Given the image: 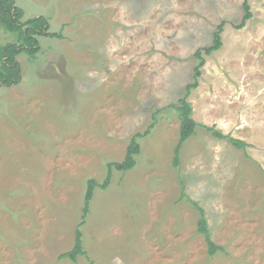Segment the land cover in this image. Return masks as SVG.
<instances>
[{"label": "rangeland", "instance_id": "obj_1", "mask_svg": "<svg viewBox=\"0 0 264 264\" xmlns=\"http://www.w3.org/2000/svg\"><path fill=\"white\" fill-rule=\"evenodd\" d=\"M15 2L22 22L46 17L63 37H40L35 59L18 57L22 81L0 89V264H264V0H249L241 29L245 0ZM222 23L223 47L189 97L199 127L177 169L171 105ZM15 40L0 27V47ZM138 134L137 165L108 179ZM90 179L106 188L81 228L86 254L60 260ZM188 199L222 247L212 257Z\"/></svg>", "mask_w": 264, "mask_h": 264}, {"label": "trees", "instance_id": "obj_2", "mask_svg": "<svg viewBox=\"0 0 264 264\" xmlns=\"http://www.w3.org/2000/svg\"><path fill=\"white\" fill-rule=\"evenodd\" d=\"M243 7L245 15L238 27L239 29L245 27L247 22L252 19L253 16L249 0H245ZM23 16V10L16 5L15 0H0V27L7 33L12 34L16 39L15 42L0 47V89L19 84L22 81V67L18 61V57L25 53L31 59H35L40 52V37L57 39L63 37L62 34L50 32L49 20L46 17L41 16L31 18L26 22H22ZM224 25L225 23H222L214 33L211 46L200 48L195 52L194 57L199 63L194 68L193 81L186 86L185 94L182 98H180L175 104L171 105V107L178 113L181 123L179 142L174 149L173 159V165L177 169L180 167V157L183 145L196 134V130L199 127V124L194 119V110L189 101V97L191 96L192 91L197 89L200 85V78L202 76V69L206 65V58L213 53L218 52L223 47L222 33ZM153 127L154 125H151L146 134H149ZM205 129L211 132L217 139H228L236 149L242 150L247 154L249 144L245 141L225 135L221 130L216 129L215 127L205 126ZM139 137L140 135L138 134L132 139L123 161L108 164V179L112 177L113 170L126 173L135 168L137 165L136 157L141 152V146L137 142V138ZM97 186H101L103 189L106 188V185H99L95 179H90L88 181L84 199L85 203L82 211V220L76 229L75 247L71 251L62 254L60 260L70 259L73 262H77L80 256L86 254L84 250L85 247L83 246V234L81 228L85 225L88 214L90 213V204ZM182 197L187 198L185 193L182 194ZM188 200L200 213L198 231L200 234L204 235L209 247L210 256L212 257L218 251H221L222 247L216 245L211 239V231L209 229L205 210L198 204V202L191 199Z\"/></svg>", "mask_w": 264, "mask_h": 264}]
</instances>
